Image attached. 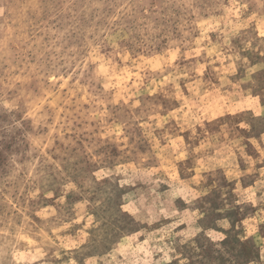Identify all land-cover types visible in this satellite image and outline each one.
Here are the masks:
<instances>
[{
  "label": "rangeland",
  "instance_id": "obj_1",
  "mask_svg": "<svg viewBox=\"0 0 264 264\" xmlns=\"http://www.w3.org/2000/svg\"><path fill=\"white\" fill-rule=\"evenodd\" d=\"M0 264H264V0H0Z\"/></svg>",
  "mask_w": 264,
  "mask_h": 264
}]
</instances>
